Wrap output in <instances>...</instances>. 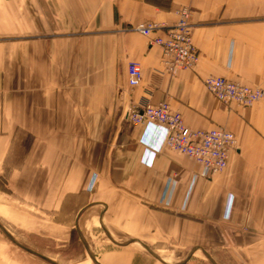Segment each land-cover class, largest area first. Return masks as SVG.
Instances as JSON below:
<instances>
[{
	"label": "crops",
	"instance_id": "obj_1",
	"mask_svg": "<svg viewBox=\"0 0 264 264\" xmlns=\"http://www.w3.org/2000/svg\"><path fill=\"white\" fill-rule=\"evenodd\" d=\"M184 6L199 61L171 73L151 37ZM143 23L158 28L145 36ZM210 75L264 89V0H0V178L40 196L58 235L92 223L158 250L231 244L234 258L264 264V98L226 104L206 89ZM147 100L192 129H231L227 167L203 176L161 127L132 122Z\"/></svg>",
	"mask_w": 264,
	"mask_h": 264
},
{
	"label": "rangeland",
	"instance_id": "obj_2",
	"mask_svg": "<svg viewBox=\"0 0 264 264\" xmlns=\"http://www.w3.org/2000/svg\"><path fill=\"white\" fill-rule=\"evenodd\" d=\"M24 134L19 132V137L25 138ZM7 179L0 178L3 209V215L0 213V264H53L40 255L57 264H126L128 259L131 264L249 263V260L234 258L231 244L166 242L161 244L163 249L158 250V246L129 243L125 237L109 235L104 228L94 227L92 223L86 232L75 228L58 235L57 228L47 225L51 215L43 210L40 196L17 193ZM96 179L90 182L89 190L95 187Z\"/></svg>",
	"mask_w": 264,
	"mask_h": 264
},
{
	"label": "built area",
	"instance_id": "obj_3",
	"mask_svg": "<svg viewBox=\"0 0 264 264\" xmlns=\"http://www.w3.org/2000/svg\"><path fill=\"white\" fill-rule=\"evenodd\" d=\"M191 10L184 6L178 10V19L167 27L164 35L151 37V44L161 49L162 63L171 73L179 70H193L199 61V51L193 41V26L190 23ZM158 26L143 23L136 30L151 36ZM129 83L138 85L143 78L141 65L131 61L128 66ZM206 89L218 100L251 107L264 97V89L223 76L210 75L204 78ZM130 119L136 124H152L163 130V143L168 148L189 156L199 163L202 175L210 177L223 171L235 149V134L223 126L210 129H192L183 120L182 114L172 109L167 101L152 103L145 101L139 108L132 109Z\"/></svg>",
	"mask_w": 264,
	"mask_h": 264
},
{
	"label": "water",
	"instance_id": "obj_4",
	"mask_svg": "<svg viewBox=\"0 0 264 264\" xmlns=\"http://www.w3.org/2000/svg\"><path fill=\"white\" fill-rule=\"evenodd\" d=\"M146 248H148L147 247V245H144ZM24 248V247H23ZM25 249H27V250H29L30 252H33V251H31L30 249H28V248H25ZM42 258H44L45 260H47V261H49V262H51V263H53V264H57V263H55L53 260H51L50 258H48V257H46V256H43V255H40Z\"/></svg>",
	"mask_w": 264,
	"mask_h": 264
}]
</instances>
